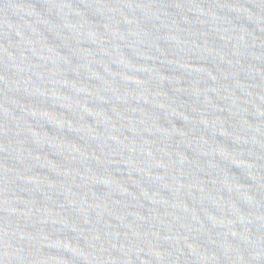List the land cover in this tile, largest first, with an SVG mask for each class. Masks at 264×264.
<instances>
[{"label":"water","instance_id":"obj_1","mask_svg":"<svg viewBox=\"0 0 264 264\" xmlns=\"http://www.w3.org/2000/svg\"><path fill=\"white\" fill-rule=\"evenodd\" d=\"M0 264H264V0H0Z\"/></svg>","mask_w":264,"mask_h":264}]
</instances>
